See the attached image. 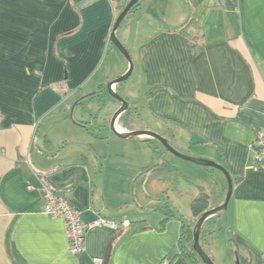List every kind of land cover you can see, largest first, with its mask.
I'll return each instance as SVG.
<instances>
[{"label": "crops", "instance_id": "obj_1", "mask_svg": "<svg viewBox=\"0 0 264 264\" xmlns=\"http://www.w3.org/2000/svg\"><path fill=\"white\" fill-rule=\"evenodd\" d=\"M119 5L0 0V264H190L179 254L183 225L225 201L219 169L109 128L121 103L107 84L129 68L111 41ZM117 34L133 61L129 78L137 74L115 85L129 103L117 129L153 131L221 164L232 193L211 216L207 253L264 264V171L251 157L264 129V0H142ZM43 183L83 221L130 225L91 227L73 255L63 220L44 212ZM202 192L208 207L196 215Z\"/></svg>", "mask_w": 264, "mask_h": 264}, {"label": "water", "instance_id": "obj_2", "mask_svg": "<svg viewBox=\"0 0 264 264\" xmlns=\"http://www.w3.org/2000/svg\"><path fill=\"white\" fill-rule=\"evenodd\" d=\"M139 1L140 0H129L128 1V3L123 8V10L119 13V15L115 21L113 30H112V34H111V41L113 42V44L129 60V68L123 75H121L120 77H118L116 79H113L112 81H110L107 84V92L109 93V95H111L114 99L118 100L121 103L120 107L113 113L112 117L110 118L109 128L111 129V131L115 135H117L121 138H132L135 136H148L151 138H155L168 151H170L174 155H176L180 158H183L185 160L194 162V163L199 164V165L217 168L225 174L227 181H228V191H227L225 201L221 205H218L216 207H213V208H210V209H207L206 211H204L200 215V217L197 219V221L195 222L194 227H193V230H194L193 248H194L195 252L199 255V257L201 258V260L203 261L204 264H215L212 257L207 253V251L201 245L200 236H201L202 227H203L204 223L206 222V220L208 218H210L211 216H214L216 214L221 213L228 206V203H229V200L231 197V193H232V181H231V177H230L229 173L227 172V170L221 164H219L215 161L205 159V158H201V157H195V156L187 155V154H184V153L178 151L175 147H173L171 145V143L165 137H163V136H161L158 133H155L153 131H150L147 129L120 131L117 129V126H116V121H117L118 117L128 109L129 103H128L126 98H124L122 95H120L115 90V85L127 80L133 71V61L131 59L130 53H129L128 49L125 47V45L120 41L119 37L117 36V31H118L119 27L121 26V24L123 23V21L125 20V18L127 17V15L129 14V12L131 11V9ZM237 264H239L238 261H237Z\"/></svg>", "mask_w": 264, "mask_h": 264}, {"label": "built area", "instance_id": "obj_3", "mask_svg": "<svg viewBox=\"0 0 264 264\" xmlns=\"http://www.w3.org/2000/svg\"><path fill=\"white\" fill-rule=\"evenodd\" d=\"M251 157L258 168L264 171V129H257L251 144ZM45 199L44 212L63 220L69 250L73 255H78L85 250L87 231L93 226H105L113 230L127 228L130 222L125 219H111L99 217L95 221L86 222L81 218L80 210L72 203L63 192L56 190L47 183L42 184ZM97 264H103V258H95Z\"/></svg>", "mask_w": 264, "mask_h": 264}, {"label": "trees", "instance_id": "obj_4", "mask_svg": "<svg viewBox=\"0 0 264 264\" xmlns=\"http://www.w3.org/2000/svg\"><path fill=\"white\" fill-rule=\"evenodd\" d=\"M119 1V9L120 11L125 7V5L128 3L129 0H117ZM142 0H140L132 9L131 11L135 10L140 4ZM130 11V12H131ZM208 207V195L204 192H202L197 198H195L192 202V209L193 212L197 215L200 212H202L204 209ZM213 218L210 217L206 220L202 227L201 236H200V242L203 248L205 249V240L207 236L211 238V235L213 233V229L211 226ZM181 246H180V252L185 259L189 261L190 264H194L196 261L203 262L199 255L195 252L193 248V242H194V230L193 227H189L187 225H183L182 234H181ZM210 244V243H209ZM208 244V245H209ZM207 245V246H208ZM206 250V249H205ZM207 251V250H206Z\"/></svg>", "mask_w": 264, "mask_h": 264}, {"label": "rangeland", "instance_id": "obj_5", "mask_svg": "<svg viewBox=\"0 0 264 264\" xmlns=\"http://www.w3.org/2000/svg\"><path fill=\"white\" fill-rule=\"evenodd\" d=\"M126 20H127V17H126ZM119 30V29H118ZM118 32V31H117ZM117 36H118V34H117ZM122 53V52H121ZM123 54V53H122ZM124 55V54H123ZM136 76H137V74H136V72L135 73H133V75L129 78V79H127V80H125V81H123L122 83L123 84H129V85H132V81H135V79H136ZM217 225V224H216ZM216 229H219V225H217L216 226ZM215 231H213V233H214ZM212 233V234H213ZM220 234H218V243H217V245L218 246H220V247H222V248H224L225 246L223 245V241L221 242V238H223L224 236V234H222V235H220ZM210 243V238L207 236V238H206V240H205V249L208 251V250H210V247H209V244ZM224 244H225V240H224ZM208 245V246H207ZM213 260H214V263L215 264H227V258L225 257L224 259H221L220 260V258H218V257H216V259H214L213 258ZM224 260V261H223ZM223 261V262H222ZM200 263H202L203 264V262H200ZM230 264H237V261H236V259L235 260H233V262L231 261V263Z\"/></svg>", "mask_w": 264, "mask_h": 264}]
</instances>
